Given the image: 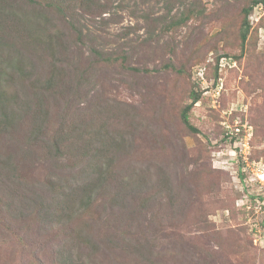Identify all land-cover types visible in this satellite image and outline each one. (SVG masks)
Masks as SVG:
<instances>
[{"label": "rangeland", "instance_id": "1", "mask_svg": "<svg viewBox=\"0 0 264 264\" xmlns=\"http://www.w3.org/2000/svg\"><path fill=\"white\" fill-rule=\"evenodd\" d=\"M252 1L0 0V264H264Z\"/></svg>", "mask_w": 264, "mask_h": 264}, {"label": "trees", "instance_id": "2", "mask_svg": "<svg viewBox=\"0 0 264 264\" xmlns=\"http://www.w3.org/2000/svg\"><path fill=\"white\" fill-rule=\"evenodd\" d=\"M258 4H264V0H253L252 3L247 6L244 7L243 12H244V21H243V26H242V45L245 43L248 33H249V29H250V23H249V15L252 12L254 6L258 5ZM199 100V96H195L193 98V101L191 103H189L188 105H186L185 109L182 111L181 116L182 119L184 121V123L194 132H196L198 129L196 127H194L189 120V110L193 107V105ZM3 107V106H2Z\"/></svg>", "mask_w": 264, "mask_h": 264}]
</instances>
